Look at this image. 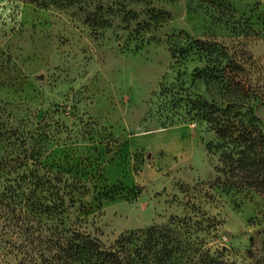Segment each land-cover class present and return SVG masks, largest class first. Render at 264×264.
<instances>
[{
  "label": "rangeland",
  "instance_id": "374dc122",
  "mask_svg": "<svg viewBox=\"0 0 264 264\" xmlns=\"http://www.w3.org/2000/svg\"><path fill=\"white\" fill-rule=\"evenodd\" d=\"M195 40L243 55L264 126V0H0V264L45 220L29 169L105 247L131 236L132 264H264V193L197 111L225 103Z\"/></svg>",
  "mask_w": 264,
  "mask_h": 264
},
{
  "label": "trees",
  "instance_id": "16d2710c",
  "mask_svg": "<svg viewBox=\"0 0 264 264\" xmlns=\"http://www.w3.org/2000/svg\"><path fill=\"white\" fill-rule=\"evenodd\" d=\"M194 44V52L204 62L196 76L221 90V99L225 103L224 108L214 103L208 105L205 100L197 104V111L217 135L215 148L221 150L220 161L228 163L230 170L236 167V162L237 166L240 165L246 171L243 185L264 193L263 119L254 113L253 101L256 98L245 93V87L236 82L242 72L243 55L214 40H195ZM228 73L233 75L232 83L227 78ZM174 123L171 122V125ZM38 163L41 164L40 161ZM216 170L225 172L220 167ZM28 172L21 180L33 181L34 187L39 189V195L33 197L31 203L45 220H39L35 227H24L25 233L34 235L15 246L22 255L18 264H132L121 257L123 253L128 255L131 251L128 247L131 236L120 237L114 246L105 247L101 241L81 230L82 220L71 222L70 217L64 216L66 194L58 195L51 202L49 168L47 172L50 173L42 175L37 173V169H29ZM33 173L31 180L28 179ZM53 189L55 194H59L60 187L57 184L53 185ZM76 200L75 195L70 196V203ZM153 230L156 227L149 228L145 233L150 234Z\"/></svg>",
  "mask_w": 264,
  "mask_h": 264
}]
</instances>
